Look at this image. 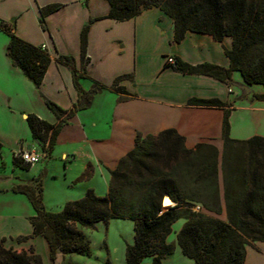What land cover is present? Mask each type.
Here are the masks:
<instances>
[{"label": "crops", "instance_id": "1", "mask_svg": "<svg viewBox=\"0 0 264 264\" xmlns=\"http://www.w3.org/2000/svg\"><path fill=\"white\" fill-rule=\"evenodd\" d=\"M51 5L60 8L45 18L44 29L41 10ZM109 11L107 0H0V20L14 23L18 37L42 46L52 60L38 88L9 58L10 39L0 27V143L4 165L0 168V240L6 239V248L18 252L33 248L44 264L54 263L42 236L18 242L19 238L33 234L30 219L35 216L28 197L14 191L19 185L41 182L45 207L50 205L53 208L48 211L59 212L66 203L83 198L88 190L105 196L110 171L135 148L139 135L146 138L175 130L184 138L187 150L205 144L222 154L223 123L229 110L233 139L264 137V101L254 98L264 93V86L246 84L238 71L232 73L227 84L209 75L179 72L167 63L168 57H174L192 66L212 64L229 68L226 51L232 49V38L219 42L208 34L188 32L182 42L175 43L174 20L159 7L143 9L128 21L101 19L91 23L107 16ZM88 24L91 28L83 60L81 33ZM61 57L72 58L73 65L61 63ZM74 70L84 73L80 80L84 93L99 86L105 89L64 124L44 163L29 170L16 166L14 152L19 147L37 146L27 123L28 115L58 124L59 119L46 105L47 99L64 110H75L82 103L74 84ZM124 75L130 77L115 86L116 79ZM113 88H123L131 95ZM194 99H218L227 107L189 105ZM16 169L31 172L16 174ZM163 206L169 207L164 203ZM208 214L227 220L225 209L220 216ZM184 224L185 220L176 236ZM168 238L167 243L175 245V252L181 251L176 238ZM262 244L247 250L245 264L264 263Z\"/></svg>", "mask_w": 264, "mask_h": 264}, {"label": "trees", "instance_id": "2", "mask_svg": "<svg viewBox=\"0 0 264 264\" xmlns=\"http://www.w3.org/2000/svg\"><path fill=\"white\" fill-rule=\"evenodd\" d=\"M107 1L109 14L91 23L101 19L128 21L139 16L143 9L159 7L174 20L175 43L182 42L188 32L208 34L219 42L225 37L233 39L232 49L226 51L229 68L212 64L192 66L176 59L175 70L209 75L227 84L232 73L238 71L246 84L264 86V0ZM59 8V5H51L41 10L44 29L45 18ZM90 26L84 27L81 33L83 60L87 56ZM0 27L10 39L9 58L39 88L52 61L49 52L18 37L14 23L9 25L0 20ZM85 61L87 63L88 58ZM60 62L73 65L70 57H61ZM73 75L75 87L81 93L79 107L64 110L47 99L46 105L59 119L58 124H50L31 114L27 117L33 142L48 157L64 124L77 109L88 107L95 94L105 89L99 86L84 93L80 85L84 73L74 70ZM128 77L130 75L117 78L115 86ZM114 90L131 95L123 88ZM254 98L264 101V93ZM189 105L227 107L218 99H194ZM223 142L221 154L214 146L205 144L198 145L196 150H187L184 138L175 130L146 138L139 135L135 148L110 171L105 196L88 190L83 198L66 203L59 212L46 209L41 182L19 185L14 191L28 197L35 216L30 219L33 234L19 238L18 242L42 236L49 246L52 263L59 253L90 257L91 244L81 227L94 229L100 222L131 220L135 235L134 243L126 245V264H164L165 257L175 251V245L167 243L173 225L185 220L176 236V244L185 257L195 264H245L247 247L264 243V137L233 139L230 111L226 110ZM1 158L0 143V168H3ZM14 164L24 170L32 168L16 156ZM165 196L175 204L164 207ZM224 209L227 220L208 214L220 216ZM5 242L6 239L0 240V264H44L33 248L29 252H18L6 248Z\"/></svg>", "mask_w": 264, "mask_h": 264}, {"label": "rangeland", "instance_id": "3", "mask_svg": "<svg viewBox=\"0 0 264 264\" xmlns=\"http://www.w3.org/2000/svg\"><path fill=\"white\" fill-rule=\"evenodd\" d=\"M242 94H245L244 91H242ZM8 162H9L8 163L9 168L7 169V173L10 174L11 163L10 161ZM44 162L45 161H42L40 163L33 165L31 169H33L38 165H41ZM30 172L31 171L27 172L21 169H16V174L27 175V173ZM2 186L3 185H0V187ZM46 208L47 210H51L53 207L48 205L46 206ZM182 223L183 220H181L178 224L175 223L173 225V231L168 238L169 241L175 240L176 238L175 232L180 228ZM81 229L83 230V232L86 234L87 238L90 241L91 250H92L91 256L87 257L76 254L64 255L59 253L57 255V259L55 260L54 264H126V260H125L126 245L134 243V235H135L134 223L131 220L114 219V220H110L108 223L100 222L96 225L94 229L83 228V227H81ZM256 244L260 245L262 243L258 242ZM251 248L256 249V247L248 246L247 250H250ZM260 262L262 263L261 260ZM186 263L195 264L192 260H189L187 257H185L180 250L176 252L174 251L173 254L166 256L164 259V264H186Z\"/></svg>", "mask_w": 264, "mask_h": 264}, {"label": "built area", "instance_id": "4", "mask_svg": "<svg viewBox=\"0 0 264 264\" xmlns=\"http://www.w3.org/2000/svg\"><path fill=\"white\" fill-rule=\"evenodd\" d=\"M167 63L171 66H176V58L168 57ZM14 156L21 159L24 163L30 164L32 166L49 158L47 153L40 150L38 146L34 147L33 149H25L20 147L16 152H14Z\"/></svg>", "mask_w": 264, "mask_h": 264}, {"label": "bare ground", "instance_id": "5", "mask_svg": "<svg viewBox=\"0 0 264 264\" xmlns=\"http://www.w3.org/2000/svg\"><path fill=\"white\" fill-rule=\"evenodd\" d=\"M164 199H165V200H163V203H164L166 206H169V205H171V204L173 203L172 200L170 199V197H168V196H166Z\"/></svg>", "mask_w": 264, "mask_h": 264}, {"label": "water", "instance_id": "6", "mask_svg": "<svg viewBox=\"0 0 264 264\" xmlns=\"http://www.w3.org/2000/svg\"><path fill=\"white\" fill-rule=\"evenodd\" d=\"M165 198V197H164ZM174 203V202H173Z\"/></svg>", "mask_w": 264, "mask_h": 264}]
</instances>
